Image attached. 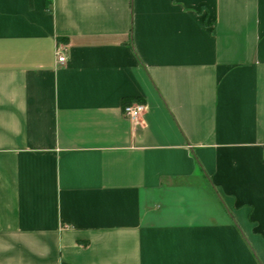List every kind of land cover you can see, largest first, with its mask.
<instances>
[{
	"label": "crops",
	"instance_id": "obj_1",
	"mask_svg": "<svg viewBox=\"0 0 264 264\" xmlns=\"http://www.w3.org/2000/svg\"><path fill=\"white\" fill-rule=\"evenodd\" d=\"M263 148L264 0H0V264H264Z\"/></svg>",
	"mask_w": 264,
	"mask_h": 264
},
{
	"label": "built area",
	"instance_id": "obj_2",
	"mask_svg": "<svg viewBox=\"0 0 264 264\" xmlns=\"http://www.w3.org/2000/svg\"><path fill=\"white\" fill-rule=\"evenodd\" d=\"M64 61H65V58L62 55H60L59 58H58V62L60 64H63ZM143 110H144L143 106H140V105H129V106H125L123 108V115L128 120H130L132 122H136L140 118ZM263 150H264V148H263Z\"/></svg>",
	"mask_w": 264,
	"mask_h": 264
}]
</instances>
